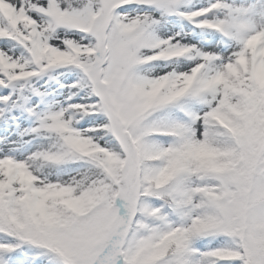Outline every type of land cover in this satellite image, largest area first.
<instances>
[{
    "label": "snow or ice",
    "instance_id": "1",
    "mask_svg": "<svg viewBox=\"0 0 264 264\" xmlns=\"http://www.w3.org/2000/svg\"><path fill=\"white\" fill-rule=\"evenodd\" d=\"M0 264H264V0H0Z\"/></svg>",
    "mask_w": 264,
    "mask_h": 264
}]
</instances>
